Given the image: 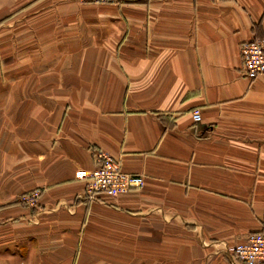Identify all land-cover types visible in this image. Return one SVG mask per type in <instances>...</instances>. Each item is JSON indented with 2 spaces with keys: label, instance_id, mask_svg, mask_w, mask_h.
Wrapping results in <instances>:
<instances>
[{
  "label": "crops",
  "instance_id": "1",
  "mask_svg": "<svg viewBox=\"0 0 264 264\" xmlns=\"http://www.w3.org/2000/svg\"><path fill=\"white\" fill-rule=\"evenodd\" d=\"M253 39L264 0H0V264H240L264 214ZM102 151L144 186L88 200Z\"/></svg>",
  "mask_w": 264,
  "mask_h": 264
},
{
  "label": "built area",
  "instance_id": "2",
  "mask_svg": "<svg viewBox=\"0 0 264 264\" xmlns=\"http://www.w3.org/2000/svg\"><path fill=\"white\" fill-rule=\"evenodd\" d=\"M106 6H122L127 3L141 0H79ZM241 61L250 79L264 76V39H253L241 48ZM192 120L199 123L202 114L194 112ZM96 166L91 171H79L76 179L85 184V197L95 201L104 196L116 198L134 189L144 186L142 176L129 175L122 171L121 164L114 160L107 152H99L95 160ZM24 204L30 208L39 206V192L35 191L22 196ZM231 254L240 264H264V214L263 229L249 235L244 241L231 248Z\"/></svg>",
  "mask_w": 264,
  "mask_h": 264
}]
</instances>
